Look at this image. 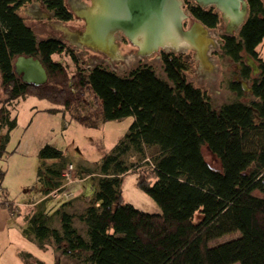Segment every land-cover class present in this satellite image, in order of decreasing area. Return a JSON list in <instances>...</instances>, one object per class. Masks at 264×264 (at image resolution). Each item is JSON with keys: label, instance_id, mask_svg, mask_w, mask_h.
Masks as SVG:
<instances>
[{"label": "trees", "instance_id": "1", "mask_svg": "<svg viewBox=\"0 0 264 264\" xmlns=\"http://www.w3.org/2000/svg\"><path fill=\"white\" fill-rule=\"evenodd\" d=\"M34 1L0 0L4 141L16 126L9 106L25 96L59 106L51 111L68 112L86 127H95L99 119L134 118L102 159L98 189L84 197L83 212H65L63 207L71 201L64 202L53 212L60 217V229L49 225V214L30 219V231L39 242L47 241L83 264H264V55L258 51L264 41V0H246L248 16L240 32L223 35L215 52L241 67L240 82L229 83L235 99L218 109L205 90L188 81L190 62L184 54L160 52L165 77L149 63L124 75L101 64L85 68L64 42L39 40L26 25L21 11ZM39 1L58 20L73 19L64 0ZM185 9L209 29L222 24L213 7L185 1ZM246 55L257 63L255 77L244 61ZM19 56L38 59L48 81L40 86L23 82L14 71ZM244 81L250 82V102L241 99ZM204 148L215 156L218 167L205 159ZM62 155L48 144L38 153L42 160ZM133 157L137 161L129 162ZM62 166L39 169L45 195L62 186L56 180L63 179L67 165ZM133 170L139 171L138 188L158 204L160 214L123 202L121 179ZM197 212L202 218L195 223ZM75 218L85 224L87 239L74 227ZM235 232L238 237L212 244Z\"/></svg>", "mask_w": 264, "mask_h": 264}, {"label": "rangeland", "instance_id": "2", "mask_svg": "<svg viewBox=\"0 0 264 264\" xmlns=\"http://www.w3.org/2000/svg\"><path fill=\"white\" fill-rule=\"evenodd\" d=\"M79 3L89 6L91 2L79 0ZM21 13L25 15L24 9ZM26 25L36 30L41 26L32 21L31 17L26 19ZM210 34L216 40L220 38L224 34V24L210 29ZM118 41L121 55H126L123 64L121 61L111 63L105 57L103 59L100 54L87 49L76 50L67 40L65 44L76 51L85 68L101 64L124 75L140 64L149 63L159 76L165 77L160 59L161 51L151 57L141 58L135 54L136 48L124 37L122 39V36H119ZM258 51L264 55V41L258 47ZM167 52L171 51L167 50ZM215 52H219V49H211L210 57L217 71L211 72L212 79L206 77L198 80L200 63L195 62V52L188 49L187 52H176V54H184L185 59L190 62V69L186 72L188 81L205 90L212 100L213 107L218 109L224 103L235 99L236 93L231 91L229 83L240 82L241 79L236 71L237 64L229 58H221ZM91 55L97 56L96 62H86ZM246 60L244 56V61ZM253 62L257 66V63ZM252 76L255 77L257 74L252 73ZM243 86L245 94L241 99L250 102L253 99L250 82L244 81ZM57 108L60 107L34 96L21 97L9 106L10 116L16 119V126L9 132L8 141H4L7 129L4 128L0 132V258L3 253H10L14 259L17 257L25 264H83L63 254L62 251L56 250L47 241L41 244L30 231V219L43 214L46 210L50 211L54 205L60 207L69 200L71 204L63 207L65 212L69 214L83 212L87 206L83 200L84 197H92L98 189L102 159L128 132L134 118L128 116L118 120L99 119L95 127H86L74 120L68 112L51 111ZM46 144L59 149L63 153L62 157L40 159L38 153ZM148 153L151 155L154 151L150 150ZM203 154L212 166L218 167V161L207 148H204ZM126 158L124 159L127 160ZM128 161L136 162L137 157L130 158ZM68 164L74 168L72 182L63 186L61 192L70 193L71 195L67 198L69 200L65 201L58 195L50 194L43 198L45 189L43 183L38 181L39 169L44 167L46 172L52 166L63 165L64 168ZM42 176L45 179L46 174L43 170ZM56 180L62 185L65 184L60 177ZM138 180V170H133L122 177L120 190L123 202L130 203L146 213L160 214L161 209L158 204L138 188ZM50 215L49 225L60 229V217L55 213ZM201 218L202 214L197 212L194 222L198 223ZM73 225L79 234L87 239L85 224L75 218ZM238 236V232L227 234L214 240L212 244L222 243Z\"/></svg>", "mask_w": 264, "mask_h": 264}, {"label": "water", "instance_id": "3", "mask_svg": "<svg viewBox=\"0 0 264 264\" xmlns=\"http://www.w3.org/2000/svg\"><path fill=\"white\" fill-rule=\"evenodd\" d=\"M203 8L213 7L221 15L224 35L234 36L240 32L248 16L246 0H189ZM89 6L74 10L76 18L84 23V29L75 35L64 27L50 25L72 40L79 49L100 54L111 63L123 60L119 50V36L124 37L141 58L167 50L195 52V62L200 63L199 78L209 77L217 71L211 62V49L219 48L222 39H215L210 29L184 8L183 0H90ZM186 25V27H185ZM254 74L259 70L248 57ZM14 71L27 84L40 86L48 81L46 69L33 57L19 56Z\"/></svg>", "mask_w": 264, "mask_h": 264}, {"label": "crops", "instance_id": "4", "mask_svg": "<svg viewBox=\"0 0 264 264\" xmlns=\"http://www.w3.org/2000/svg\"><path fill=\"white\" fill-rule=\"evenodd\" d=\"M65 5L67 6L68 10L73 14V10L78 8L80 3H79V0H71V1L65 0ZM84 6L85 5H83V7ZM24 11H25V15H23V17L25 18V21L27 18L31 17L32 21H35L36 23H39L41 25L37 30L31 26V28L35 31L37 38L39 37L38 38L39 40L48 39V38H57L64 43H65V40H67L69 41L70 44H73L76 50H81V49H77L78 47L75 42H73L70 39H67L65 36H62V32H60L59 30L53 29L50 26V25H54V26L64 27L75 35L78 31H81V30H79L76 27L77 25L73 24L72 20L70 21H61L58 19L55 20V16L53 12L47 10L39 0H36L32 4L27 6V8H25ZM96 57L94 55H91V57H89L86 62H89V61L96 62V59H95ZM242 87H244L243 82H242ZM45 196L47 195H44L43 198ZM54 206H52L50 211L46 210L44 213L47 215L48 214L50 215L51 213L55 212L59 208V206H56V205ZM0 264H25V263L20 262L17 257L14 259L10 253H3L0 258Z\"/></svg>", "mask_w": 264, "mask_h": 264}, {"label": "built area", "instance_id": "5", "mask_svg": "<svg viewBox=\"0 0 264 264\" xmlns=\"http://www.w3.org/2000/svg\"><path fill=\"white\" fill-rule=\"evenodd\" d=\"M74 172V168L71 164H68L64 170L62 171V177L65 181V184H63L59 189L57 190H54L50 193V195H54V196H59L61 197L63 200L67 201L69 199L68 198V195H71L70 193H66V191H62L61 192V189L63 188V186H66L68 184H70V182H72V174ZM65 188V187H64Z\"/></svg>", "mask_w": 264, "mask_h": 264}, {"label": "flooded vegetation", "instance_id": "6", "mask_svg": "<svg viewBox=\"0 0 264 264\" xmlns=\"http://www.w3.org/2000/svg\"><path fill=\"white\" fill-rule=\"evenodd\" d=\"M71 1V0H70ZM85 1V0H84ZM185 1H189V0H183V2H184V6H185ZM69 2V1H68ZM189 2H192V1H189ZM82 6L84 5V4H82V3H80ZM81 5H79V6H81ZM69 6H71V5H69ZM70 8V7H69ZM73 12H74V10H73ZM72 16H73V19H72V22H73V24H75V25H77L76 27L79 29V30H82V29H84V23H83V21L82 20H80V19H76V14L75 13H73L72 14ZM75 27V26H74ZM185 27H186V25H185ZM224 34H222L221 35V37L220 38H218V39H222V41H223V38H222V36H223ZM122 39H123V37H122ZM222 45V44H221ZM221 45H219V48H220V46ZM218 48V49H219ZM76 52V51H75ZM210 55H211V53H210ZM249 56H247L246 55V58H248ZM245 63L252 69V67L250 66V64H249V61H248V59L245 61ZM238 73L241 71V67H240V65H237V70H236ZM252 73H254L253 72V69H252ZM237 82V81H236ZM239 82V81H238Z\"/></svg>", "mask_w": 264, "mask_h": 264}]
</instances>
